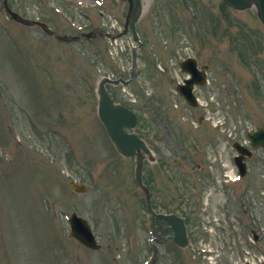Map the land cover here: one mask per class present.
Instances as JSON below:
<instances>
[{"label": "rangeland", "instance_id": "374dc122", "mask_svg": "<svg viewBox=\"0 0 264 264\" xmlns=\"http://www.w3.org/2000/svg\"><path fill=\"white\" fill-rule=\"evenodd\" d=\"M80 1L9 0L60 34L77 33L79 23L114 38L64 42L11 20L0 0V264H148L152 255L155 221L134 179L135 159L116 150L97 116L101 79L128 77L132 66L137 42L119 34L128 3L83 0L80 12ZM247 5L144 0L140 74L108 86L139 115L136 131L152 155L165 159L145 165L155 209L187 218L189 246L162 241L156 264L264 261V149L239 180L231 162L233 142L250 146L248 132L264 125V25L255 0ZM191 52L209 63L200 107L175 91L178 62ZM47 128L64 138L48 137ZM71 180L87 190L75 192ZM74 211L90 221L100 249L70 237L66 215ZM251 228L261 241L252 243Z\"/></svg>", "mask_w": 264, "mask_h": 264}, {"label": "water", "instance_id": "95a60500", "mask_svg": "<svg viewBox=\"0 0 264 264\" xmlns=\"http://www.w3.org/2000/svg\"><path fill=\"white\" fill-rule=\"evenodd\" d=\"M130 1V10L127 16V25L130 24L133 28V31L135 30V23L138 20L142 4L141 0H129ZM228 3L232 4L233 6L237 7H244L245 4H247L248 0H226ZM257 4L259 6V14L264 21V0H257ZM11 12V16L23 23L29 24L31 23V20L24 19L20 16H18L17 12ZM46 30L50 31L45 25H43ZM51 32V31H50ZM134 36L136 39H138L136 31H134ZM64 39H70L66 36H62ZM136 56V54H135ZM136 65V62L135 64ZM108 79H104L100 85L99 92H100V104H99V111L102 120L107 126L108 132L110 133L109 136L112 137L114 142L116 143L118 149L127 156H137V168H136V179L141 187L146 192V197L148 204H151V197L150 191L147 187H145L142 183V165L144 163V154L142 153V150L146 151L150 154V151L148 147L145 145V142L137 135L136 133H128L125 128L126 127H134L137 123V117L136 115L129 109H127L125 106L122 105H114L113 99L108 95V91L105 88V82ZM264 132V131H263ZM263 135L262 130L260 132H256L252 135L253 143L260 144L259 142L256 143V141H260L261 136ZM264 145V144H263ZM73 186L76 187L78 190H85L84 184L78 185L76 183H73ZM158 217H161L164 219H167L171 226L174 229V240L180 244L181 246H185L188 243L187 232L186 227L184 226V221L182 218H179L177 216L173 215H164V214H157ZM70 222L72 225V234L80 240V242L84 243L85 245L92 247V248H98L99 245L95 241V237L93 235V232L90 229V225L88 221H86L85 218L77 215L76 213H73V215L70 218ZM156 254V251H155ZM154 261V260H153ZM153 263V262H152Z\"/></svg>", "mask_w": 264, "mask_h": 264}]
</instances>
